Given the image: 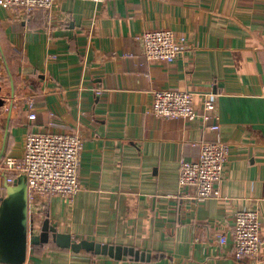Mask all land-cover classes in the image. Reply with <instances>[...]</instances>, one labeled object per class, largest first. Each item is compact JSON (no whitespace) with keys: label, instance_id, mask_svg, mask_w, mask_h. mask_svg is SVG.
Instances as JSON below:
<instances>
[{"label":"crops","instance_id":"0c3cea01","mask_svg":"<svg viewBox=\"0 0 264 264\" xmlns=\"http://www.w3.org/2000/svg\"><path fill=\"white\" fill-rule=\"evenodd\" d=\"M159 28L184 39L172 63L147 61L135 38ZM0 75L3 93L29 96L36 114L25 99L0 111V184L3 157H19L28 132L77 133L81 188L49 196L38 219L150 255L115 260L50 240L22 264H264V244L236 259L232 234L235 212L255 208L264 238V0H56L30 16L0 5ZM159 88L193 91L198 110L213 95L219 130L152 115ZM217 138L225 175L217 196L196 199L179 188V160Z\"/></svg>","mask_w":264,"mask_h":264},{"label":"built area","instance_id":"2783aa9c","mask_svg":"<svg viewBox=\"0 0 264 264\" xmlns=\"http://www.w3.org/2000/svg\"><path fill=\"white\" fill-rule=\"evenodd\" d=\"M56 0H0V5L19 9L30 16L37 9L48 10ZM104 2L107 0H89ZM141 44L142 55L147 61L172 63L186 48L184 39L168 28L148 29L135 37ZM5 79L0 75L1 112L17 108L18 101L25 99L29 119L35 118L33 101L29 96L4 94ZM100 89L96 92L100 93ZM151 114L157 118L200 119L203 126L219 130L216 99L211 94L201 97V109L194 106V93L188 89L167 88L152 91ZM83 140L77 133L28 132L22 154L6 155L1 167L5 183L12 184L19 174L27 181L28 215L32 214L38 226L37 216L51 195L71 199L81 188L78 177ZM228 145L220 139L205 140L199 145L195 159L181 158L178 164V185L191 190L196 199L217 196L218 185L225 175ZM5 187L0 184V199ZM41 223V222H40ZM234 257H256L264 244L261 219L255 208L241 209L234 214L232 227ZM226 238L221 236V243Z\"/></svg>","mask_w":264,"mask_h":264},{"label":"water","instance_id":"95a60500","mask_svg":"<svg viewBox=\"0 0 264 264\" xmlns=\"http://www.w3.org/2000/svg\"><path fill=\"white\" fill-rule=\"evenodd\" d=\"M2 104L3 99L0 97ZM50 240L59 248L70 249L75 253L85 251L115 260L126 256L134 260L150 259L149 253L133 247L72 238L69 233L60 232L51 225L48 217L36 227L28 215L26 176L19 174L12 184L5 183V194L0 199V262L22 264L28 247L45 244Z\"/></svg>","mask_w":264,"mask_h":264},{"label":"rangeland","instance_id":"374dc122","mask_svg":"<svg viewBox=\"0 0 264 264\" xmlns=\"http://www.w3.org/2000/svg\"><path fill=\"white\" fill-rule=\"evenodd\" d=\"M31 216H32V214L29 213L30 218H32ZM38 218H40V217L37 216V222H38V225H40L41 220H39ZM33 220H34V222H36V220L34 218H33ZM36 227H37V225H36Z\"/></svg>","mask_w":264,"mask_h":264},{"label":"trees","instance_id":"16d2710c","mask_svg":"<svg viewBox=\"0 0 264 264\" xmlns=\"http://www.w3.org/2000/svg\"><path fill=\"white\" fill-rule=\"evenodd\" d=\"M52 241V240H51ZM53 242V241H52ZM54 243V242H53ZM35 246H38V245H33L32 247H35ZM91 255H95V254H93V253H90Z\"/></svg>","mask_w":264,"mask_h":264}]
</instances>
